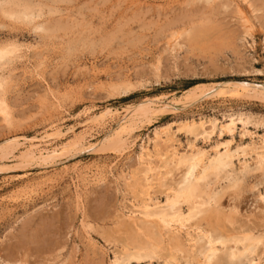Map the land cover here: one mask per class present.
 I'll use <instances>...</instances> for the list:
<instances>
[{
    "label": "rangeland",
    "instance_id": "rangeland-1",
    "mask_svg": "<svg viewBox=\"0 0 264 264\" xmlns=\"http://www.w3.org/2000/svg\"><path fill=\"white\" fill-rule=\"evenodd\" d=\"M32 4L42 7L30 22L0 14V45L15 46L0 59L8 110L0 114V264H204L206 234L216 240L207 264H264V92H212L163 108L194 86L264 87V0ZM121 85H130L128 95L117 93ZM158 99L153 114L123 133L129 144L90 148L124 123L126 110L144 111ZM101 112V122L84 124ZM229 118L231 131L222 127ZM54 126L61 136L38 140ZM83 130L85 139L72 148ZM29 139L67 148L45 160L21 158ZM16 140L23 144L15 149L8 143ZM194 151L204 165L222 153L224 162L198 181L196 197L170 209L167 198L185 182Z\"/></svg>",
    "mask_w": 264,
    "mask_h": 264
},
{
    "label": "bare ground",
    "instance_id": "bare-ground-1",
    "mask_svg": "<svg viewBox=\"0 0 264 264\" xmlns=\"http://www.w3.org/2000/svg\"><path fill=\"white\" fill-rule=\"evenodd\" d=\"M33 1V0H32ZM35 1H37V0H35ZM34 1V2H35ZM58 1V0H57ZM60 1V0H59ZM62 1V0H61ZM240 1H242V0H240ZM34 2H30V3H28V1L26 0H24V1H21V0H0V14L1 15H3V16H5V17H9V18H11V20H12V18L13 19H22V20H24V21H27V22H30V21H32V20H34L35 18H37V17H39V12H41V5L40 4H32V3H34ZM38 2H40V1H38ZM37 2V3H38ZM41 3V2H40ZM241 7V6H240ZM248 7V6H247ZM254 8V7H253ZM237 9V8H236ZM242 10V9H241ZM236 12H238V11H236ZM235 14H237V13H235ZM42 16V15H41ZM8 18V19H9ZM36 20V19H35ZM16 21V20H15ZM243 21V20H242ZM8 22V21H7ZM11 23V22H10ZM34 23V22H33ZM34 28L35 27H37L38 26V24L36 23V24H34V25H32ZM245 26V25H244ZM49 28V27H48ZM244 28H246V27H244ZM46 29V28H45ZM49 29H51V28H49ZM191 30V29H190ZM199 30V29H198ZM193 31V30H192ZM195 31H197V30H195ZM195 34H198V33H195ZM38 36H40L39 34H38ZM177 37H178V35H176ZM193 36V35H192ZM198 36V35H197ZM188 38V37H187ZM196 38V37H195ZM174 39V38H173ZM171 41V40H170ZM176 41V40H175ZM172 43V42H171ZM177 45V44H176ZM170 47V46H169ZM176 47V46H175ZM174 47V48H175ZM17 49V48H16ZM13 51H15V46L14 45H10V46H6V45H0V59H2L4 56H7V55H9V54H11ZM17 55V54H16ZM9 57H10V55H9ZM8 60H10V59H8ZM2 61H3V59H2ZM1 65V64H0ZM1 84H2V82H1V79H0V90H1ZM128 84V83H127ZM3 87V86H2ZM118 87V86H117ZM129 87H130V85H126V86H124V87H122V85H121V87L119 88L118 87V89H117V93L118 94H120V96H126V95H128L129 94ZM194 88H197V87H195L194 86ZM194 88L192 89V88H188V89H186L185 90V93H184V95H183V97L182 98H175V99H172V100H170V101H167L164 105H163V108H164V110H168V111H170V110H176V109H178L181 105H184V104H186V103H188V102H190L191 100H193V99H195V98H199V97H205V96H207V95H209V94H211L212 92H216V93H225V94H245V95H254V94H257V93H260V92H264V87H259V86H256V85H252V84H244V83H224V84H218L217 86H208V87H205V88H199V90H198V92L196 91V89L194 90ZM131 90V89H130ZM132 91V90H131ZM114 92V91H113ZM112 93V92H111ZM114 94V93H113ZM5 102V101H4ZM4 102H3V100H1L0 99V114L1 115H6L7 113H8V110L6 111V104H4ZM160 102V99H158L157 101L155 100V101H150V105L149 106H147L146 107V110H144V111H137V109L138 108H136V106H134L133 107V109H131V110H126V113H125V115L123 116V117H126L127 115H128V118L126 119V120H124V123H120V124H118L114 129H112V130H110L107 134H105L103 137H102V139L98 142V143H93L91 146H90V148L91 149H97V150H101V149H104L105 147H107V149L106 150H108V149H111L112 147H113V149L115 150V148H114V146L115 145H120L119 147H121V145H123V144H127L128 143V140H127V138L126 137H123L122 135H123V133H128V132H130L131 130H134L133 128H135V123H136V121H140V119L142 118V117H145L146 119L148 118V116L150 115V114H153V111L151 110V106H155V105H158V103ZM157 103V104H156ZM103 113L104 112H101V113H97V114H95L94 113V115H92V116H88L89 118H87V119H85L84 120V124H86L87 122H91V123H96V122H98V121H100L101 120V118H102V116H103ZM233 117V116H232ZM235 118H237V117H235ZM242 118V117H241ZM233 119V118H232ZM5 120V119H4ZM230 120V118L228 119V121ZM236 120V119H235ZM188 121V120H187ZM206 121V120H205ZM101 122V121H100ZM247 122V121H246ZM244 123V122H243ZM242 123V124H243ZM99 124V123H98ZM201 124V123H200ZM203 124V123H202ZM90 125H92V124H90ZM164 125H166V124H164ZM232 125H233V121H229L228 123H226L225 122V125L223 124V129L224 130H229V131H231V127H232ZM84 126V125H83ZM89 125H87V127H88ZM93 126V125H92ZM169 126V125H168ZM210 126H212V125H210ZM220 126V127H221ZM216 127V126H215ZM222 127H221V129H222ZM85 128V127H84ZM89 129L91 128V126H89L88 127ZM87 128V129H88ZM94 128V127H93ZM166 128V127H165ZM86 129V130H87ZM158 129H159V127H158ZM212 129V128H211ZM220 129V130H221ZM222 129V130H223ZM245 129V128H244ZM154 130H156V129H154ZM170 130V129H169ZM211 131V130H210ZM87 133V131H84L83 130V132H81V133H79V134H77V135H75L74 136V140H73V142L71 143V147L73 148V146H75L76 144H78V145H80V143L85 139V135H87L86 133ZM157 132V131H156ZM178 132V131H177ZM206 132H208V131H206ZM219 132H221V131H219ZM226 132V131H225ZM170 133V132H169ZM175 133V132H174ZM209 133V132H208ZM223 133V132H222ZM232 133V132H231ZM90 134V133H89ZM159 134V133H158ZM172 134V133H171ZM207 134V133H206ZM57 135H60V127H57V126H54V128L52 127V130L50 131V132H44V134L42 135V136H40V138H38V140L39 141H43L44 142V140L46 139V138H49V139H51V137H54V136H57ZM156 135V134H155ZM61 136V135H60ZM158 137V136H157ZM56 138V137H55ZM159 138V137H158ZM170 138V137H169ZM208 138V137H207ZM13 139V138H12ZM53 139V138H52ZM51 139V140H52ZM72 139V138H71ZM151 139V138H150ZM10 140V139H9ZM15 140V139H14ZM37 140V139H36ZM127 140V141H126ZM158 140V139H157ZM261 140V139H260ZM12 141V140H11ZM27 141V140H26ZM159 141V140H158ZM230 141V140H229ZM34 142V141H33ZM133 142V141H132ZM154 142V141H153ZM64 143H67V142H64ZM129 143H130V141H129ZM128 143V144H129ZM227 143V142H226ZM263 143V142H262ZM4 144V143H3ZM9 145L11 144V146H18V145H22L20 142H18L17 140L16 141H13V142H9L8 143ZM26 144H27V142H26ZM25 144V145H26ZM142 144V143H141ZM156 144V143H155ZM221 144H223V143H221ZM46 145H48V144H46ZM69 145H70V143H69ZM147 145V144H146ZM146 145H139L140 146V148H146ZM160 145V144H159ZM2 146L3 145H0V152H2V153H4V151H3V149H2ZM45 146V145H44ZM150 146V145H149ZM161 146V145H160ZM217 146V145H216ZM221 146V145H220ZM228 146H229V144H228ZM227 146V147H228ZM249 146V145H248ZM13 147H11L10 149H12ZM14 147V148H15ZM58 148H52V149H47V148H43V147H40V145H39V142L38 143H32V141H31V139H29V143L26 145V146H23L22 148H24L22 151H21V153L19 154L20 155V157L21 158H29V159H31V158H39V159H41V160H45V159H47L48 157H50L51 155H54L57 151H61V150H63V149H66L67 148V145L66 144H63V145H58L57 146ZM69 147V146H68ZM70 148V147H69ZM123 148V147H122ZM121 148V149H122ZM171 148H172V146H171ZM239 148V147H238ZM237 148V149H238ZM245 148V147H244ZM243 148V149H244ZM16 149V148H15ZM19 149V148H18ZM113 149H111L112 151H113ZM146 149H148V148H146ZM151 149V148H150ZM214 149H215V146H214ZM228 149V148H227ZM241 149V148H240ZM254 149V148H253ZM141 150V149H140ZM167 150H169V149H167ZM175 150V149H174ZM188 150H190V149H188ZM199 150V149H198ZM222 150V149H221ZM229 150V149H228ZM228 150H226V151H228ZM5 151H6V149H5ZM9 151H11V150H9ZM158 151V150H157ZM202 151V150H201ZM204 151V150H203ZM201 152V154L202 153H205V152ZM217 152H218V149L216 150ZM223 151V150H222ZM237 151V150H236ZM242 151V150H241ZM7 152V151H6ZM14 152V151H13ZM194 152H196V151H194ZM221 151H219V153H220ZM224 152V151H223ZM229 152H230V150H229ZM235 152V151H234ZM243 152V151H242ZM249 152V151H248ZM146 153V152H145ZM172 154H173V152H171ZM185 153V152H184ZM187 153V152H186ZM191 153V152H190ZM193 153V152H192ZM215 153V152H214ZM222 153V152H221ZM227 153V152H226ZM225 153V154H226ZM244 153V152H243ZM135 154V153H134ZM223 154V153H222ZM222 154H216L214 157H212V159L211 160H209L207 163H205V165L203 164V162H202V158H201V155L200 154H198L197 152L195 153V154H193L192 156H191V158H190V160L187 162V164H186V166L184 167L185 168V170H184V172H183V180L185 181L184 183H183V185L181 184V186H179L176 190H172L173 192L169 195V197L167 198V204L170 206V209L172 208V206H174L175 204H177V203H181V201L183 202V201H188V200H190L191 198H193V197H196L197 196V192H198V190H197V184H198V181L201 179V178H203V177H206V174L208 173V172H210L211 170H216L219 166H221L222 165V162H224L222 159H223V155ZM225 154H224V157H225ZM261 154V153H260ZM262 154H264V153H262ZM138 155V154H137ZM147 155H149V154H147ZM151 155V154H150ZM154 155V154H153ZM176 155V154H175ZM183 155V154H182ZM209 155V154H208ZM227 155V154H226ZM231 155V154H230ZM230 155H228V157L230 156ZM7 156H8V154H7ZM14 157V156H13ZM144 157H145V155H144ZM149 157V156H148ZM183 157V156H182ZM207 157H209V156H207ZM227 157V156H226ZM257 157H258V155H257ZM261 156H259L258 157V159L260 158ZM262 157H263V155H262ZM261 157V158H262ZM166 158V157H165ZM206 158V157H205ZM210 158V157H209ZM230 158V157H229ZM244 158V157H243ZM2 159V158H1ZM0 159V160H1ZM137 159V158H136ZM148 159H152V158H148ZM162 159V158H161ZM164 159V158H163ZM183 159V158H182ZM182 159H181V161H182ZM257 159V160H258ZM264 159V158H263ZM175 160V159H174ZM177 160V159H176ZM184 160V159H183ZM260 160V159H259ZM161 161V160H160ZM163 161V160H162ZM161 161V162H162ZM180 161V162H181ZM261 161V160H260ZM164 162V161H163ZM175 162V161H174ZM173 162V163H174ZM204 162H205V160H204ZM228 162H229V160H228ZM262 162H264V161H262ZM141 163H143L142 161H141ZM145 163V162H144ZM153 163V162H152ZM159 163V162H158ZM147 164V163H146ZM155 164V163H154ZM157 164V163H156ZM164 164V163H163ZM261 164V163H260ZM145 165V164H144ZM143 165V166H144ZM149 165V164H148ZM138 166V165H137ZM151 166V165H150ZM162 166V165H161ZM164 166V165H163ZM175 166V165H174ZM173 166V167H174ZM227 166H229V165H227ZM260 166V165H259ZM258 166V167H259ZM107 167H109V166H107ZM178 167V166H177ZM181 167V166H180ZM225 167V166H224ZM161 168V167H160ZM239 168V167H238ZM262 168V167H261ZM134 169V168H133ZM155 169H157V168H155ZM163 169V168H162ZM139 170V169H138ZM141 170V169H140ZM139 170V171H140ZM182 170V167H181V169H180V171ZM262 170V169H261ZM143 171H145V170H143ZM148 171H149V169H148ZM130 172H132V170L130 171ZM159 172V171H158ZM163 172H165V171H163ZM176 172V171H175ZM129 173V172H128ZM149 173H150V171H149ZM144 174H145V172H144ZM157 174V173H156ZM170 174V173H169ZM182 174V173H181ZM129 175V174H128ZM149 175V174H148ZM159 175V174H158ZM157 175V176H158ZM166 175V174H165ZM47 176V175H46ZM151 176V175H150ZM169 176V175H168ZM178 176V175H177ZM182 176V175H181ZM44 177V176H43ZM114 177V176H113ZM127 177V176H126ZM129 177V176H128ZM144 177V176H143ZM222 177V176H221ZM159 178V177H158ZM182 178V177H181ZM211 178V177H210ZM49 179H50V177H49ZM126 179V178H125ZM150 179V178H149ZM176 179V178H175ZM205 179V178H204ZM207 179V178H206ZM140 180V179H139ZM153 180V179H152ZM165 180V179H164ZM169 180V179H168ZM173 180V179H172ZM178 180H179V177H178ZM146 181V180H145ZM182 181V180H181ZM205 181V180H204ZM213 181V180H212ZM200 182H201V180H200ZM206 182H207V180H206ZM232 182V181H231ZM237 182V181H236ZM136 183V182H135ZM229 183V182H228ZM234 182H232L231 184H233ZM40 184V183H39ZM132 184H134V183H132ZM151 184H153V183H151ZM206 184V183H205ZM209 184V183H208ZM148 185H149V183H148ZM147 185V186H148ZM201 185V184H200ZM199 185V186H200ZM204 185V184H203ZM212 185V184H211ZM236 184H234V185H232V186H235ZM238 185V184H237ZM241 185V184H240ZM134 186V185H133ZM209 186V185H208ZM230 187V186H229ZM169 188V187H168ZM232 188V187H231ZM235 189H236V187H234ZM210 189V188H209ZM237 189H239V188H237ZM167 191H168V189H166ZM165 190V191H166ZM214 191V190H213ZM209 192V191H208ZM149 193V192H148ZM152 193V192H151ZM169 193H170V191H169ZM264 193V192H263ZM165 195V194H164ZM226 195V194H225ZM236 195V194H235ZM234 195V196H235ZM259 195V194H258ZM201 196V195H200ZM203 196V195H202ZM237 197V196H236ZM165 198V197H164ZM208 198V197H207ZM224 198V197H223ZM166 200V199H165ZM164 201V200H163ZM201 201H204V199L203 200H201ZM200 201V202H201ZM257 201V200H256ZM196 202V201H195ZM194 202V203H195ZM192 203H193V201H192ZM198 203V202H197ZM203 203V202H202ZM205 204H206V202H204ZM203 203V204H204ZM209 203V202H208ZM212 203V202H211ZM149 204V203H148ZM151 204V203H150ZM153 204V203H152ZM165 204V203H164ZM183 204V203H182ZM201 204V203H200ZM218 204V203H217ZM167 205V206H168ZM185 205V204H184ZM189 205V204H188ZM227 205V204H226ZM154 206H155V204H154ZM206 206V205H205ZM204 206V207H205ZM225 206V205H224ZM229 206V205H228ZM264 206V205H263ZM177 207H178V205H177ZM190 207V206H189ZM203 207V208H204ZM164 208V207H163ZM169 209V208H168ZM194 209V208H193ZM206 209V208H205ZM204 209V211H206ZM176 210H178V209H176ZM188 210V209H187ZM151 211V210H150ZM149 211V212H150ZM153 211H154V208H153ZM156 211V210H155ZM172 211V210H171ZM197 211H198V209H197ZM200 211V210H199ZM170 212V211H169ZM180 212V211H179ZM187 212V211H186ZM202 212H203V210H202ZM151 213V212H150ZM178 213V212H177ZM149 214V213H148ZM152 214V213H151ZM166 214V213H165ZM171 214V213H170ZM170 214H168V215H170ZM174 214V213H173ZM196 215H197V213H195ZM194 214V215H195ZM153 215V214H152ZM155 215V214H154ZM153 215V216H154ZM189 215V214H188ZM205 215V214H204ZM129 216V215H128ZM142 216V215H141ZM149 216V215H148ZM147 216V217H148ZM159 216V215H158ZM189 216H191V215H189ZM234 216V215H233ZM181 217V216H180ZM212 217V221H213V223H216L218 220H219V217L218 216H216V215H213V216H211ZM259 217V216H258ZM153 218V217H152ZM160 218V217H159ZM158 218V219H159ZM177 218H179V217H177ZM180 219V218H179ZM190 219V218H189ZM192 219V218H191ZM247 219V218H246ZM141 220H143V219H141ZM141 220H138V222L139 221H141ZM170 220H172V219H170ZM193 220V219H192ZM226 220H231V217H226ZM144 221V220H143ZM142 221V222H143ZM160 221L162 222V220L160 219ZM165 221H167V220H165ZM164 221V222H165ZM169 221V220H168ZM175 221H180V220H175ZM175 221H174V224H176L175 223ZM190 221V220H189ZM234 221V220H233ZM262 221V220H261ZM159 222V221H158ZM183 223H184V221H182ZM181 222V223H182ZM200 222V221H199ZM226 222V221H225ZM236 222V221H235ZM143 224V223H142ZM164 224V223H163ZM169 224V223H168ZM178 224V223H177ZM176 224V225H177ZM195 224V223H194ZM200 224V223H199ZM198 224V225H199ZM156 225V224H155ZM178 225H181V224H178ZM223 225V224H222ZM144 226V225H143ZM164 226V225H163ZM172 226V225H171ZM171 226H168V227H170L171 228ZM156 227V226H155ZM161 227V226H160ZM159 227V228H160ZM166 227V226H165ZM177 227V226H176ZM164 228V227H163ZM162 228V229H163ZM199 228V227H198ZM212 229V228H211ZM224 228L222 227V230H223ZM241 229V228H240ZM259 229V228H258ZM157 230V229H156ZM158 230H160V229H158ZM198 230H200V229H198ZM213 230V229H212ZM217 230V229H216ZM220 230V229H219ZM120 231V230H119ZM153 231H154V229H153ZM152 231V232H153ZM162 231V230H161ZM164 231H165V229H164ZM205 231H207V230H205ZM204 231V232H205ZM155 232V231H154ZM153 232V234H155ZM159 232V231H158ZM166 232V231H165ZM209 232H211V231H209ZM219 232H221V231H219ZM224 232V231H223ZM176 233V232H175ZM217 233V232H216ZM222 233V232H221ZM123 234V233H122ZM156 234H157V231H156ZM167 234V233H166ZM162 235V234H161ZM215 235V234H214ZM224 235H225V233H224ZM229 235V234H228ZM243 235V234H242ZM157 236V235H156ZM166 237L165 238H167L168 236H169V234H168V236L167 235H165ZM213 236V235H212ZM162 237V236H161ZM215 237V236H214ZM213 237V238H214ZM156 238V237H155ZM164 238V239H165ZM206 240H207V243H208V246H207V248H208V251H207V253H205L204 255H203V257H202V261H199V262H203L204 264H207L208 263V261H209V256L212 254V251H213V249H212V247H213V243L216 241H212L211 242V237H209L208 236V234H206ZM216 238V237H215ZM236 238V237H235ZM248 238H251V237H248ZM253 238V237H252ZM217 240H218V238H216ZM241 239V238H240ZM166 240V239H165ZM191 240V239H190ZM141 241V240H140ZM192 241V240H191ZM235 241V240H234ZM236 241H238V240H236ZM258 241V240H257ZM257 241H255V242H257ZM122 242H124V240L122 241ZM147 242V241H146ZM150 242V241H149ZM156 242V241H155ZM166 242V241H165ZM168 242V241H167ZM133 243V242H132ZM216 243V242H215ZM236 243V242H235ZM251 243V242H250ZM254 243V242H253ZM253 243H252V245H253ZM134 244V243H133ZM138 244V243H137ZM140 244H142V242L140 243ZM237 244V243H236ZM242 244V243H241ZM124 245V244H123ZM145 245V244H144ZM153 245V244H152ZM125 246V245H124ZM127 246V245H126ZM154 246V245H153ZM163 246V245H162ZM227 246V245H226ZM245 246V245H244ZM243 246V247H244ZM144 247V246H143ZM147 247V246H146ZM160 246H158V248H159ZM206 247V246H205ZM228 247V246H227ZM242 247V248H243ZM149 248H151V246L149 247ZM170 248V247H169ZM215 248V247H214ZM241 248V247H240ZM241 248V250H244V249H242ZM142 250H143V248H141ZM147 249V248H146ZM153 249L155 250V248L153 247ZM153 249H148L149 251H151V250H153ZM164 249V248H163ZM233 249V248H232ZM162 250V249H161ZM160 249H159V251H161ZM165 250V249H164ZM207 250V249H206ZM215 250V249H214ZM231 250V249H230ZM144 251V250H143ZM166 251V250H165ZM136 252V251H135ZM145 252V251H144ZM152 252V251H151ZM167 252V251H166ZM206 252V251H205ZM236 252V251H235ZM241 252V251H240ZM149 253V252H148ZM157 255L158 254H160V253H157V252H155ZM162 253V252H161ZM172 253H173V250H172ZM200 253V252H199ZM238 253H239V251H238ZM242 253V252H241ZM133 254V253H132ZM136 254H138V253H136ZM142 254V253H141ZM152 254V253H151ZM165 254H167V253H165ZM175 254V253H174ZM134 255V254H133ZM150 254H148V256H149ZM187 255H189V254H187ZM222 255V254H221ZM176 256V255H175ZM230 256V255H229ZM137 257V256H136ZM144 257H145V255H144ZM150 257V256H149ZM166 257V256H165ZM200 257V256H199ZM233 257V256H232ZM238 257H239V255H238ZM178 258V257H177ZM193 258H194V256H193ZM212 258H214V257H212ZM240 258V257H239ZM174 259V258H173ZM199 259V258H198ZM20 260V259H19ZM125 260V259H124ZM175 260V259H174ZM200 260V259H199ZM225 260V259H224ZM166 262V261H165ZM168 262V261H167ZM179 262V261H178ZM197 262V260L195 261V263ZM199 262H197V263H199ZM213 262V261H212ZM211 262V263H212ZM222 262V261H221ZM249 262V261H248ZM192 263V262H191ZM118 264V263H117ZM249 264V263H248Z\"/></svg>",
    "mask_w": 264,
    "mask_h": 264
}]
</instances>
